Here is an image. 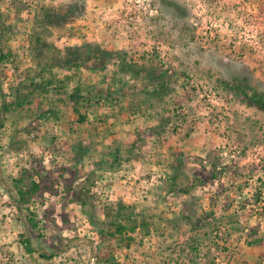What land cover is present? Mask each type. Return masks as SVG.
<instances>
[{
  "label": "rangeland",
  "instance_id": "1",
  "mask_svg": "<svg viewBox=\"0 0 264 264\" xmlns=\"http://www.w3.org/2000/svg\"><path fill=\"white\" fill-rule=\"evenodd\" d=\"M1 52L0 264H264V0H0Z\"/></svg>",
  "mask_w": 264,
  "mask_h": 264
},
{
  "label": "trees",
  "instance_id": "2",
  "mask_svg": "<svg viewBox=\"0 0 264 264\" xmlns=\"http://www.w3.org/2000/svg\"><path fill=\"white\" fill-rule=\"evenodd\" d=\"M69 13V12H68ZM46 18H48V19H50V15L49 14H47L46 15ZM49 21V20H48ZM74 50V52L72 53V54H68V55H65V57L63 56L62 58H61V61L62 62H58L57 61V63L58 64H61V65H64V64H68V63H71V59H73V58H71V56H73L74 57V53L76 52L75 51V49H73ZM92 50V48H89L88 49V51H91ZM87 51V50H86ZM111 53V52H110ZM110 53H108V54H110ZM112 54V53H111ZM9 52L8 53H0V60H8L9 59ZM79 56V55H78ZM78 56H76L75 55V57H78ZM94 57H98V56H94ZM95 59V58H94ZM46 65H50L49 63H47ZM72 65H74V66H76V67H78L79 66V63L78 62H76V60H74L73 62H72ZM120 65H121V70L123 71V72H132L131 71V69H130V67H129V65L128 66H124L123 65V63L121 62L120 63ZM86 66V65H85ZM101 66V67H100ZM46 67H48V66H46ZM86 67H89V66H86ZM103 68L104 66L103 65H101V64H96L95 62H94V64L93 65H91L89 68L90 69H92V70H95V69H98V68ZM126 67V68H125ZM49 68V67H48ZM150 77L148 78L150 81H155V85H154V89L152 90V91H150L151 93V96H153V97H161V93H160V89H158V88H160L162 85H163V83H164V81H163V79H161L162 77L161 76H154V77H152V75H149ZM40 77H41V79L43 78V72H41L40 73ZM161 77V78H160ZM44 81L45 80H42V82L43 83H41V84H43V86L42 87H45V84H44ZM53 82H54V80L53 79H48V81H47V83H46V87H50L51 85H53ZM81 94L78 92V88H77V92H76V97H79ZM244 99H245V101H246V104H248V105H250V106H255V107H257L258 109H260V110H262V111H264V97L262 96V95H259V94H254V95H252V96H249V95H247L245 92H244ZM19 102H17V104H18ZM3 107H4V110H6V113L8 112V111H10L9 110V104H4L3 105ZM25 241H26V244L28 245V248H29V250L30 251H32V249L33 248H31V244H30V241H29V239H25ZM41 255L42 256H44L45 254L43 253V252H41ZM46 257H48V255H45ZM50 256V255H49Z\"/></svg>",
  "mask_w": 264,
  "mask_h": 264
}]
</instances>
